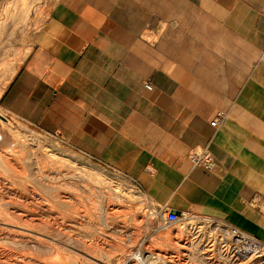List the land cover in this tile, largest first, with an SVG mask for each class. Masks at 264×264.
Listing matches in <instances>:
<instances>
[{
	"label": "crops",
	"instance_id": "obj_1",
	"mask_svg": "<svg viewBox=\"0 0 264 264\" xmlns=\"http://www.w3.org/2000/svg\"><path fill=\"white\" fill-rule=\"evenodd\" d=\"M262 56L264 0H49L1 105L160 211L264 241ZM201 149L210 169L190 161Z\"/></svg>",
	"mask_w": 264,
	"mask_h": 264
},
{
	"label": "rangeland",
	"instance_id": "obj_2",
	"mask_svg": "<svg viewBox=\"0 0 264 264\" xmlns=\"http://www.w3.org/2000/svg\"><path fill=\"white\" fill-rule=\"evenodd\" d=\"M48 3L49 0H0L1 119L26 141L23 148L16 147V156L25 168L34 166L33 153L43 159L50 154L49 171L58 184L47 192L36 185L38 194L48 197L52 204V212L46 216L50 227L39 230L40 245L29 251L19 239L7 241L9 252L31 254L39 264H138L131 255L139 250L148 256L159 254L167 261L163 264H264V241L257 239L258 250L242 259L231 253L219 231L222 225L232 226L216 219L182 213V219L162 225L160 216L164 211L148 199L133 178L90 159L59 137L3 108L1 95L30 54L34 35L45 21ZM6 174L0 160V180ZM58 192L67 196L63 203L53 199ZM187 222L194 226H186ZM189 244H196L194 251L208 262L191 259L187 254Z\"/></svg>",
	"mask_w": 264,
	"mask_h": 264
},
{
	"label": "bare ground",
	"instance_id": "obj_3",
	"mask_svg": "<svg viewBox=\"0 0 264 264\" xmlns=\"http://www.w3.org/2000/svg\"><path fill=\"white\" fill-rule=\"evenodd\" d=\"M25 142L24 137L15 128L1 119L0 114V147H4L0 150V160L8 171V174L0 180V264H39V261L31 254L17 255L9 252L5 247V242H15L19 239L27 250L34 249L40 245L39 236L41 233L39 230L43 228L48 230L50 227L46 216L52 212V204L48 197L38 194L36 185H41L46 192L53 190L55 185H58L55 182V176L49 171L50 164H52L51 156L49 154L43 159L33 153L35 156L34 166L26 169L16 156L17 145L23 148ZM64 194L58 192L53 199L63 203L67 198ZM180 219H182V215L179 216L178 220ZM185 224L190 228L194 226V223L187 222ZM222 226L219 231L224 235L222 240L231 248V253H234L233 255L238 258H249L248 255H252L250 250H254L253 247L257 248V244L241 234L238 236L240 239L234 238L232 231ZM21 238L26 239L21 240ZM241 239L247 241V244H242ZM193 246L190 245L188 256L191 259L208 262L203 258V255L194 251ZM131 258L138 264L167 262L159 254L151 253V256H148L141 250L133 253Z\"/></svg>",
	"mask_w": 264,
	"mask_h": 264
},
{
	"label": "built area",
	"instance_id": "obj_4",
	"mask_svg": "<svg viewBox=\"0 0 264 264\" xmlns=\"http://www.w3.org/2000/svg\"><path fill=\"white\" fill-rule=\"evenodd\" d=\"M262 57H264V56H262ZM145 86H146V88L150 89L151 88L150 82H147L145 84ZM211 125H213V126L216 125V120L215 119L213 121H211ZM190 161H191V163L193 165H200V166H203V167H205L207 169H210L211 166H212L211 156H210L209 152L206 149H201L198 152L192 153L190 155ZM143 171H144V173H146L149 176H153L154 175V171L150 167H145L143 169ZM165 210H166V213H165ZM163 211L164 212L160 216V220L162 222V225L176 222L178 220L179 216L182 215V213L177 214L176 211H174L172 209H164ZM228 229L232 231V233L234 235L233 236L234 238L240 239V238H238V236L241 234L244 237L254 241L257 244V248L253 247L254 250H250V252L258 250V248L260 246V244H259L260 242L257 239H255L253 236L241 231L240 229H238L236 227H229ZM240 242L242 244H245V243L247 244V241H244L242 239H241Z\"/></svg>",
	"mask_w": 264,
	"mask_h": 264
},
{
	"label": "water",
	"instance_id": "obj_5",
	"mask_svg": "<svg viewBox=\"0 0 264 264\" xmlns=\"http://www.w3.org/2000/svg\"><path fill=\"white\" fill-rule=\"evenodd\" d=\"M176 213H177V214H179V212H178V211H176Z\"/></svg>",
	"mask_w": 264,
	"mask_h": 264
}]
</instances>
